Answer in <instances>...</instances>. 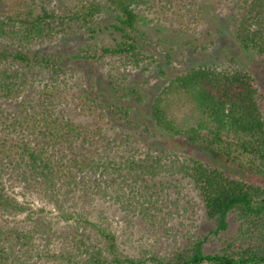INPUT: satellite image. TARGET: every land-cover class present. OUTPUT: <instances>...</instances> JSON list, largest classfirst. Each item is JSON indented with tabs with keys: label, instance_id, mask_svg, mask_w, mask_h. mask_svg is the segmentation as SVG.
<instances>
[{
	"label": "trees",
	"instance_id": "trees-1",
	"mask_svg": "<svg viewBox=\"0 0 264 264\" xmlns=\"http://www.w3.org/2000/svg\"><path fill=\"white\" fill-rule=\"evenodd\" d=\"M213 2L227 8L236 42L264 61V0ZM191 4L0 0V264H264V182L233 177L200 157L143 152L132 137L155 136L152 125L178 145L216 149L237 169L264 177V90L235 57L176 74L155 95L121 71L156 61L138 27L142 9ZM107 10L112 18L105 23ZM107 30L120 36L97 42ZM81 34L95 42L74 51L58 46ZM108 60L121 69L111 64L103 78L95 77L93 67ZM74 79L78 106L85 114L97 111L98 132L68 112L66 89ZM144 106L147 120L138 112ZM108 124L113 134L101 132ZM96 142L95 153L82 151ZM186 185L195 196L183 193ZM13 186L24 189L23 197L37 193L51 203L57 221L44 207L17 198ZM170 190L199 206L211 227L198 224L182 241L172 236L174 243L137 255L122 249L111 225L84 207L110 199L127 214L161 223L168 235L156 212L167 206Z\"/></svg>",
	"mask_w": 264,
	"mask_h": 264
},
{
	"label": "rangeland",
	"instance_id": "rangeland-1",
	"mask_svg": "<svg viewBox=\"0 0 264 264\" xmlns=\"http://www.w3.org/2000/svg\"><path fill=\"white\" fill-rule=\"evenodd\" d=\"M188 2H192L191 5H187L188 8L175 6L169 10H163L158 6L153 9L144 8L140 11L142 16L138 24L141 30L140 34H143L145 38L143 42L154 54L156 61H147L139 68L132 69L129 67L124 70L119 68V61L108 60L103 67L89 68L95 71L92 72L93 75L101 79L107 69L113 65L128 76L129 82H146L150 93L155 95L176 74L186 72L191 67L201 64H228L230 58L235 57L240 64L254 72L259 87L264 90V61L254 55L250 49L243 48L233 38L228 25L227 8L225 6L217 8L213 0H187ZM105 15L101 20L108 23L112 18V13L107 10ZM116 36L119 37L120 35L107 30L100 34L97 42H113ZM91 41L95 42L89 36L81 34L74 38L59 40L58 46L74 51L79 46ZM159 63L163 64L166 75L161 74ZM75 83L76 80L74 79L71 82V87L66 89L68 101L66 100L64 103L70 107L68 112L74 115L78 122L84 126L94 127L93 130L100 129L99 125L95 123L94 113L97 111L85 114L84 109L78 106L81 104V100L77 96L79 90ZM138 112L144 120L148 119L147 107H139ZM101 127L103 129L101 132L114 133L110 124ZM150 129L155 136L150 137L148 133L137 134L138 132L132 136L136 141L134 142L135 145L143 152L165 150L179 155L200 157L233 177L247 181L264 182V177L248 174L246 171L229 164L216 149L206 146L184 147L178 145L176 139L163 135L158 128L151 125ZM99 145L100 142H96L94 145L81 147V149L83 152L95 153ZM79 148L78 146L76 150ZM10 191L20 200L29 201L34 207H44L49 216L57 221V210L37 193H27L23 197L24 189L19 186H13ZM170 191L172 196L167 201V206L163 211L156 212L158 221L162 222L164 219L167 222L168 235L165 234V229L161 227V223L153 224L140 214H127L122 204H117L110 199L95 198L92 204H86V206L80 201L79 207L84 206L89 210L92 215L90 217L93 219L109 223L118 235L121 248L137 255L147 248L165 247L174 243L172 236L177 237V240L180 241L184 235L190 231H195L198 224L205 231L211 227V223L204 218L203 211L199 206L187 203L182 194L176 190ZM183 193H188L189 198L195 196L188 185H186ZM195 201L198 199L196 198ZM65 224V221L61 222L59 227H63Z\"/></svg>",
	"mask_w": 264,
	"mask_h": 264
}]
</instances>
